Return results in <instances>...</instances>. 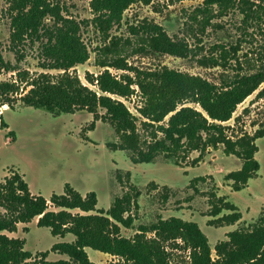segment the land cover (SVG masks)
<instances>
[{"label":"trees","instance_id":"obj_1","mask_svg":"<svg viewBox=\"0 0 264 264\" xmlns=\"http://www.w3.org/2000/svg\"><path fill=\"white\" fill-rule=\"evenodd\" d=\"M5 1L11 20V42L16 45L26 40L39 43L40 67L62 73L55 80L48 73L27 79L28 72L18 71L16 81L0 82L1 105L13 109L14 95H19L24 106L43 109L56 116L85 110L93 115L90 129L98 120L108 122L119 135V144H113L117 146L115 149L129 151L137 163H150L159 153L169 157L182 150L202 153L209 147L222 144L226 155H235L242 161L240 169L225 176L232 182L234 191L245 188L257 174L260 163L255 158L258 150L255 140L264 137V128H259L253 135L243 134L231 139L221 123L230 120L237 106L264 83V44L258 51L262 58L255 71L224 75L216 84L199 75L168 67L144 70L129 65L127 56L121 54L124 51L122 46L129 41L111 37L108 44L98 48L105 57L98 59L97 65L104 70L95 78L86 74L87 81L98 87L99 94L72 74L73 68L90 57L82 40V27L93 23L107 39L110 29L121 22L127 8L133 3L149 5L152 0H91L94 17L90 21L65 16L58 1ZM201 1L195 11L201 12L202 19L193 17V20L203 32L211 25L208 16L215 9L221 15L238 10L243 14L244 22L258 16V10L249 0ZM132 29L140 40L134 53L152 52L186 58L192 52L185 39L168 35L156 24H142ZM262 34L264 36V31ZM220 47V59L203 56L198 63L227 69L226 55L231 50L237 53L239 48ZM108 68L127 73L118 78ZM1 69L18 70L4 61L0 42V72ZM23 83L29 88L19 93ZM133 85L139 88L143 98V106L138 110L140 118L132 115L122 101L111 96L129 97L134 91ZM263 93L264 87L257 96L261 97ZM186 103L198 104L201 110L185 106ZM138 121L144 129L151 128L146 149L142 146ZM2 126L6 127L3 121ZM139 195L136 189L133 193L126 192L116 197L108 210H98L94 191L82 195L66 183L62 194L54 193L46 199L33 195L23 176L15 172L0 182V264H97L89 259L86 248L118 258L102 264H172L168 245L181 247L179 241L184 249L189 250L187 264H264V207L253 224L232 230L227 233L226 240L217 242L213 247L216 254L213 258L209 239L200 226L178 217L159 218L154 223L140 226L132 237L123 236L121 226H132L129 213L133 206H137ZM213 197L210 211L213 217L224 210L230 211L214 221L232 225L241 219L234 204L223 196ZM50 205L58 210L50 209ZM73 210L80 212L73 213ZM36 218L37 226L49 228L53 236H74L73 241L57 242L50 250L67 259L48 260L49 251L33 256L25 250V239L8 235L14 233L19 224Z\"/></svg>","mask_w":264,"mask_h":264},{"label":"rangeland","instance_id":"obj_2","mask_svg":"<svg viewBox=\"0 0 264 264\" xmlns=\"http://www.w3.org/2000/svg\"><path fill=\"white\" fill-rule=\"evenodd\" d=\"M57 1L65 16L77 21H90L94 17L91 0H53ZM249 1L258 10L256 19L244 22L243 14L238 10L221 15L215 9L208 16L211 25L204 32L198 29L197 21L193 20V17L202 19L201 12L195 11L201 5V0H152L149 5L133 3L124 11L121 22L110 29L107 39L93 23L82 27V40L90 57L85 63L73 68L72 74L78 76L82 84L101 94L95 84L87 81L86 74L95 78L104 70L97 65V60L105 57L98 48L108 44L111 37L127 39L129 43L122 46L124 51L121 54L127 56L129 65L144 70L168 67L199 75L216 84L220 83L224 75L238 71L253 72L261 64L262 58L258 51L264 44V0ZM7 8L6 1L0 0L2 55L5 62L16 66L18 70L9 72L1 69L0 82L16 81L18 71L28 72L27 79L41 73H48L54 80L57 79L62 71L40 67L39 43L26 40L16 45L11 42V20ZM47 21L50 22L49 19ZM142 24H156L168 35L185 39L192 49L190 56L182 58L152 52L134 53L140 40L132 33V28ZM220 46L239 48L237 53L231 50L226 55L227 69L198 63L197 60L203 56L220 59ZM109 71L118 78L127 73L114 68H109ZM20 86L19 93L29 88L25 83ZM263 87L264 83L237 106L230 120L221 123L231 139L243 134L253 135L259 128H264V95L257 96ZM133 89V93L126 98L111 96L122 101L132 115L140 118L138 110L143 106V98L136 85H133ZM14 98L13 109L0 104V182L17 172L28 183L33 195H41L46 199L54 193L62 194L68 183L82 195L94 191L98 210H108L116 197L139 190L137 206H133L129 213L132 226H121V234L125 237H132L140 226L154 223L159 218L178 217L200 226L209 239L212 257L215 258L214 245L226 240L228 232L253 224L264 207V137L255 140L258 148L255 158L260 163V169L245 188L234 191L232 182L225 176L240 169L242 161L235 155H226L222 144L209 147L202 153L182 150L171 157L159 153L150 163H137L129 151L115 149L117 146L113 144H119V135L108 122L98 120L90 129L93 115L85 110L56 116L43 109L24 106L19 95H14ZM185 106L201 110L195 103H186ZM167 119L168 116L164 124ZM2 121L6 127L2 126ZM137 124L142 146L146 149L151 128L144 129L140 121ZM202 177L204 179H199ZM214 195L223 196L234 204L241 213V219L232 225L214 221L230 213L224 210L216 217L211 215ZM49 208L55 209L52 205ZM36 221L37 218L19 224L17 230L8 235L25 239V250L33 256L49 251L48 260L67 259L50 250L57 242L73 241L74 236H53L49 228L37 226ZM178 244L181 247L168 245L170 262L187 264L189 250L184 249L180 241ZM86 252L89 259L97 264L118 260L117 257L91 248H86Z\"/></svg>","mask_w":264,"mask_h":264},{"label":"bare ground","instance_id":"obj_3","mask_svg":"<svg viewBox=\"0 0 264 264\" xmlns=\"http://www.w3.org/2000/svg\"><path fill=\"white\" fill-rule=\"evenodd\" d=\"M4 107H6V106H4Z\"/></svg>","mask_w":264,"mask_h":264},{"label":"built area","instance_id":"obj_4","mask_svg":"<svg viewBox=\"0 0 264 264\" xmlns=\"http://www.w3.org/2000/svg\"><path fill=\"white\" fill-rule=\"evenodd\" d=\"M109 69V68H108Z\"/></svg>","mask_w":264,"mask_h":264}]
</instances>
